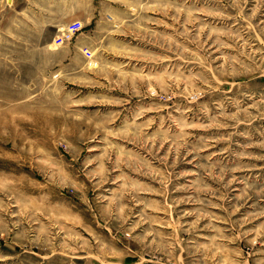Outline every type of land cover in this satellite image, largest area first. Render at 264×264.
I'll list each match as a JSON object with an SVG mask.
<instances>
[{
  "label": "rangeland",
  "instance_id": "rangeland-1",
  "mask_svg": "<svg viewBox=\"0 0 264 264\" xmlns=\"http://www.w3.org/2000/svg\"><path fill=\"white\" fill-rule=\"evenodd\" d=\"M0 264H264V0H0Z\"/></svg>",
  "mask_w": 264,
  "mask_h": 264
}]
</instances>
